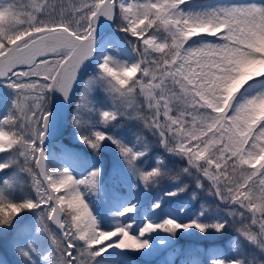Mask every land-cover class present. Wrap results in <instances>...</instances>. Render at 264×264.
I'll return each mask as SVG.
<instances>
[{"label":"snow or ice","instance_id":"obj_1","mask_svg":"<svg viewBox=\"0 0 264 264\" xmlns=\"http://www.w3.org/2000/svg\"><path fill=\"white\" fill-rule=\"evenodd\" d=\"M162 253L264 264V0H0V264Z\"/></svg>","mask_w":264,"mask_h":264},{"label":"trees","instance_id":"obj_2","mask_svg":"<svg viewBox=\"0 0 264 264\" xmlns=\"http://www.w3.org/2000/svg\"><path fill=\"white\" fill-rule=\"evenodd\" d=\"M70 140V137L68 135L67 131H64L62 136L57 138L52 142L50 145V148L52 151L59 152L58 144L63 141L64 143H68ZM225 241L223 238L216 239V238H208V239H201L198 236L197 237H181L177 241V246L182 249H187L189 247L196 249L199 248L201 250V253L204 249H207L211 246H224ZM167 256V253H162L160 256H157L155 258H152L148 264H157V261L160 259H163ZM184 258L183 256L177 257L176 264H180V259ZM201 258H203L201 256Z\"/></svg>","mask_w":264,"mask_h":264},{"label":"water","instance_id":"obj_3","mask_svg":"<svg viewBox=\"0 0 264 264\" xmlns=\"http://www.w3.org/2000/svg\"><path fill=\"white\" fill-rule=\"evenodd\" d=\"M62 132H63V131H62ZM59 136H61V135H59ZM59 136H58V137H59Z\"/></svg>","mask_w":264,"mask_h":264}]
</instances>
